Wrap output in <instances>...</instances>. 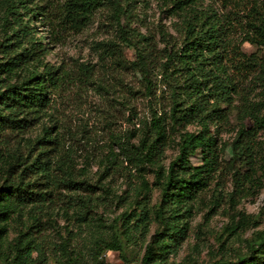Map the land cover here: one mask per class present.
<instances>
[{"label": "rangeland", "instance_id": "374dc122", "mask_svg": "<svg viewBox=\"0 0 264 264\" xmlns=\"http://www.w3.org/2000/svg\"><path fill=\"white\" fill-rule=\"evenodd\" d=\"M118 1L120 24L126 29L151 35L159 47L163 46L159 29L176 34L177 18L169 13L166 0ZM235 1L248 4V0ZM27 6L36 8L39 14H26L18 8V18L26 23L34 40L42 43L43 49L37 54L40 63L62 67L66 74L59 87L49 92L45 112L28 129L4 133V145L10 152L19 148L26 154L33 146L34 155L45 145L51 166L49 179L29 178L34 181L37 177L36 181L42 183L37 190L45 192V200L26 204L8 222L0 241V264H24L19 249L22 245L18 243L24 237L40 243L43 258L32 264H143L145 245L161 231L153 215L161 198L159 180L177 154L179 135L199 132L200 123L184 124L170 134L171 140L155 165L136 170L123 162L106 169L109 151H118L115 141L130 135L131 142L137 143L147 130L144 122L151 119L153 102L140 93L135 97L137 94L128 92L129 87L141 89L139 75L109 54L119 49L123 59L130 61L134 50L122 43L109 6L96 11L82 30L67 28L57 32L54 18L49 16L53 2L27 0ZM209 6L219 13L228 9L217 0H201L202 8ZM3 10L0 5V39L3 27L7 33L9 29L1 18ZM241 49L247 54L256 51L249 43H243ZM259 53L264 55V49ZM85 65L89 66L87 71ZM252 76L242 83L248 90L247 100L255 105L264 103L260 81ZM163 90L158 85L156 95H165ZM241 102L237 97L233 100L235 109L227 124L218 128L209 124L219 148L229 146L238 134L242 123L237 109ZM257 108L262 109L259 116L264 120V105ZM246 126L251 130V125ZM255 130L251 136L253 170L235 182L220 153L219 171L190 201L191 210L179 218L183 232L163 235L164 242L158 244L150 264H209L219 259L235 260L248 253L252 240L264 231V123ZM44 131L49 133L45 139L56 140L36 142ZM200 161L198 153L190 157L195 165ZM155 169L160 170V175ZM4 176L0 175V186ZM69 180L75 183L69 186ZM130 212L131 218L125 222L124 216ZM138 213H142L139 222L127 228ZM115 239L121 249H105Z\"/></svg>", "mask_w": 264, "mask_h": 264}, {"label": "trees", "instance_id": "16d2710c", "mask_svg": "<svg viewBox=\"0 0 264 264\" xmlns=\"http://www.w3.org/2000/svg\"><path fill=\"white\" fill-rule=\"evenodd\" d=\"M44 1L53 2L49 16L54 18L56 32L67 28L80 31L96 11L109 6L122 43L134 50L135 56L130 61L123 59L119 49L111 50L109 54L117 56L121 65L139 75L141 89L129 87L128 92L137 94L135 97L140 93L141 97L153 102L151 119L144 122L147 130L137 143L131 142L130 135L115 141L118 151L114 148L109 151L106 169L123 162L136 170L155 165L171 140L170 134L184 124L200 123L199 132L179 135L177 154L159 180L161 198L153 215L161 231L153 234L142 256L143 264H150L158 244L164 242L163 235L183 232L179 218L191 210L190 201L219 171L220 153L235 182L253 170L251 136L264 123L259 116L262 109L257 108L264 103H249L248 90L242 83L253 75L252 78L260 81L264 93V55L259 53L264 49V0H248L246 5L235 0H217L224 9L228 8L224 13L211 6L202 8L201 0H166L169 13L177 18L174 23L176 34L172 36L166 29H159L162 47L151 35L126 29L120 24L118 0ZM0 5L4 9L3 23L9 25L8 33L3 27L4 34L0 39V175L5 174L0 186L1 241L15 214L26 204L45 200V192L37 190L42 183L36 181L37 177L34 181L29 178L42 176L49 179L51 166L47 156L49 149L45 145L42 144L34 155L31 153L33 146L26 154L19 148L10 152L4 145V133L28 129L45 112L50 103L49 92L59 87L66 71L62 67L40 63L37 54L43 49L42 43L34 40L26 23L18 18V8L34 16L39 14L37 9L27 6V0H0ZM11 38L14 41L9 42ZM243 43L254 45L256 51L247 54L241 49ZM83 67L86 71L89 69L88 65ZM158 85L164 88L165 95H156ZM235 97L242 101L237 109L242 125L229 146L219 148L209 124L218 128L228 123L230 113L235 109ZM246 124L251 125V130ZM47 134L44 131L36 142L56 140L55 137L45 139ZM197 153L201 161L195 165L190 162V157ZM119 159L120 163H117ZM157 173L160 175V170H156ZM74 183L69 180V186ZM138 203L136 201L137 207ZM144 211L147 212L145 207ZM131 215L132 212L124 216L125 222ZM136 215L127 228L139 222L142 213ZM18 243L22 245L19 249L24 264L43 258L40 243L34 238H19ZM105 249L121 248L115 239ZM33 253L37 254L34 259ZM209 264H264V231L252 240L247 254L235 260L219 259Z\"/></svg>", "mask_w": 264, "mask_h": 264}]
</instances>
